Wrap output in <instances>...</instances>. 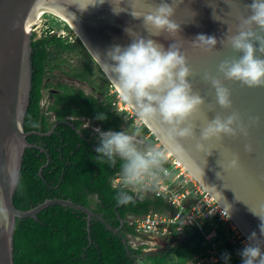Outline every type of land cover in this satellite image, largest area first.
<instances>
[{
	"label": "water",
	"instance_id": "obj_1",
	"mask_svg": "<svg viewBox=\"0 0 264 264\" xmlns=\"http://www.w3.org/2000/svg\"><path fill=\"white\" fill-rule=\"evenodd\" d=\"M79 2L80 0H0V264H13L16 218H36V214L49 205L70 207L84 212L88 222L91 217H96L105 223L90 209L68 199H46L29 210L15 208L12 201L24 150L31 146L26 137L32 132H25L23 129L32 79L30 20L47 6L64 10L74 19L80 31V42L94 59H98L99 63L96 59L95 61L109 77L94 52L98 51L103 60L104 53L113 45L127 46L131 41L124 30L129 26L135 28L141 36L148 37L142 28V18L134 19L130 13L131 10L140 14L149 13L160 0H123L124 4L121 6L130 8L119 15L112 12L107 0L103 5L83 13L78 11ZM165 2L171 4V0ZM251 3L252 0H175L171 19L179 25V31L171 36L161 33L158 37H149L162 44L165 50L175 44L194 72L188 80L193 91L205 101L200 110L190 118L196 125L194 133L197 138L206 120L211 122L217 115L226 118L233 111L239 113L248 135L222 136L220 140L213 138L203 142L204 151L200 152L195 149L196 140L187 138L170 141L166 127L158 122L149 124L167 144L179 145L178 153L189 165V170L198 175L197 181L219 203L223 202L227 207L220 204L225 209H230V218L245 235L257 232V241L264 248V237L259 234L261 220L255 215H264V86L249 88L239 82L224 81L222 74L217 71L222 61L243 55L233 51L227 44V38L237 34L242 20L252 14L248 7ZM247 27L264 37V31L255 25ZM199 35L216 38L217 43L212 52L203 51L197 46L199 42L193 44ZM220 40H224L225 44L221 45ZM253 44L258 47V42L253 41ZM255 55L264 59V55ZM205 72L223 81L231 93L232 108L223 109L216 104L214 89L202 79ZM209 105H212V110H209ZM251 118L258 119L253 123ZM246 144L251 145V152L245 151ZM210 150L211 154L207 155ZM233 154L239 156L238 167L229 166ZM217 172L220 173L219 178L216 176ZM105 225L112 230L109 225Z\"/></svg>",
	"mask_w": 264,
	"mask_h": 264
},
{
	"label": "trees",
	"instance_id": "obj_2",
	"mask_svg": "<svg viewBox=\"0 0 264 264\" xmlns=\"http://www.w3.org/2000/svg\"><path fill=\"white\" fill-rule=\"evenodd\" d=\"M51 31L30 37L32 79L23 129L32 132L26 137L31 146L23 153L13 205L29 210L46 199H68L90 209L105 223L96 217L88 222L84 212L58 204L42 209L36 218H16L13 264H139L141 260L145 264H182L210 247L203 236L210 232L214 233L212 242L221 257L227 253L228 264H242L238 244L221 224L214 230L203 226V230L185 232L167 250L146 252L143 246H131V239L146 238L135 232L130 219L151 212L172 214L175 208L167 199L156 196L153 187L140 185L137 192L123 181L114 182L123 178L122 161L117 157L111 162L96 153L100 137L83 127L82 118L99 125L101 132H120L124 112L117 111L113 94L103 92L97 96L61 81L52 84L46 80L59 70L70 80L90 85L94 74L88 64L62 68L66 62L63 55L76 46ZM52 85L57 92H51L54 100L45 108L43 90ZM101 113L107 119H97ZM168 164L166 161L163 168ZM121 191L132 196V201L118 204Z\"/></svg>",
	"mask_w": 264,
	"mask_h": 264
},
{
	"label": "clouds",
	"instance_id": "obj_3",
	"mask_svg": "<svg viewBox=\"0 0 264 264\" xmlns=\"http://www.w3.org/2000/svg\"><path fill=\"white\" fill-rule=\"evenodd\" d=\"M106 0H80L78 11L81 13L103 5ZM114 14L126 12L130 7H122L123 0H107ZM160 0L153 10L140 14L131 10L134 19L143 20L142 28L148 37L141 36L135 28H125V34L130 38L127 46L113 45L104 53V59L98 51L94 53L101 60L104 70L119 90L121 100L130 105L138 117L144 122H158L166 127L170 141L191 138L196 140V151H204V143L213 138L220 140L222 136L236 137L238 134L247 136V130L240 121L239 113L233 111L226 118L217 115L214 120L201 128L199 138L194 133L196 125L191 121L192 115L204 105V99L193 91V86L188 78L194 75L188 66L186 57L180 49L172 44L165 50L164 46L149 37H158L161 33L168 36L179 31V25L171 17L174 15L173 4ZM251 15L244 18L237 34L227 38V44L233 51L243 53L239 58L222 61L218 73L222 74L224 81L239 82L249 88L264 86V59L255 53L264 55V37L257 35L252 28L255 25L264 31V0H252L248 6ZM215 18V17H214ZM216 19V18H215ZM253 41L258 42L254 47ZM198 43L205 52H212L217 43L216 38L199 35L193 44ZM221 45L225 44L220 40ZM205 82L210 83L215 91L216 104L223 109L232 108L230 91L224 86L221 79L205 72L202 76ZM212 110V105H209ZM97 119L105 120L104 114H98ZM255 123L258 118H251ZM100 136V145L95 149L101 158L115 162L117 157L122 161L121 174L125 186L139 192V186L154 178L157 172L163 170V164L168 156L165 150L155 147L142 149L136 140L139 134H127L125 131L101 132L94 129ZM179 145H170L168 151L178 152ZM245 151L251 152V145H245ZM211 154V150L207 155ZM206 163V161H205ZM230 167L239 166V156L233 154L229 162ZM219 172L216 173L219 178ZM133 199L126 192L121 191L117 197L118 204H127ZM226 202V201H225ZM227 203V202H226ZM230 206V205H229ZM231 208V206H230ZM230 209L226 212L223 208L221 215L229 218ZM255 214V213H254ZM257 215L260 237H264V215ZM248 241H257V232H252ZM242 264H264V252L260 243H246L241 250ZM225 264L230 259L229 254H222Z\"/></svg>",
	"mask_w": 264,
	"mask_h": 264
},
{
	"label": "built area",
	"instance_id": "obj_4",
	"mask_svg": "<svg viewBox=\"0 0 264 264\" xmlns=\"http://www.w3.org/2000/svg\"><path fill=\"white\" fill-rule=\"evenodd\" d=\"M122 102H114L118 111L123 110ZM168 157H170L168 166L158 172L157 178H150L144 185L155 188L156 196L167 199L175 211L172 214L151 212L145 216L130 219V224L135 232L146 239L162 240L189 232L194 228L203 230V226L214 230L221 224L229 230L240 250L246 243H251L230 216L225 219L221 215L224 207L215 197L188 172L184 165L179 163L177 158ZM121 181H123L121 177L114 180L115 183ZM225 211L227 212L226 209ZM203 236L210 247L205 252L188 258L182 264L223 263L218 249L212 242L214 233H203ZM136 241L131 239L129 243L132 247L137 248L139 245L135 244Z\"/></svg>",
	"mask_w": 264,
	"mask_h": 264
},
{
	"label": "rangeland",
	"instance_id": "obj_5",
	"mask_svg": "<svg viewBox=\"0 0 264 264\" xmlns=\"http://www.w3.org/2000/svg\"><path fill=\"white\" fill-rule=\"evenodd\" d=\"M36 21H35L36 25L32 27L33 31L31 32L36 35V38L45 35V32L51 29L52 30L51 32L61 35L62 37L68 39L74 46H76L75 50L67 53L66 55H63V58L66 59V62L62 64L63 66L62 68L66 70L68 66L72 68V67H81L84 64H88L93 68L94 71V74L91 76L92 84L90 85L81 83L76 80H70L64 77L59 70H55L52 73L53 76L46 79L48 82L52 84H56L58 81H61L70 84L75 88H80L84 90L86 93H92L97 96H100L103 92H106L108 94L114 95V102H119V101L122 102L120 94L112 85L110 79L102 71L98 63L91 56V54L84 47V45L80 42L78 37H75L73 35L74 33L64 25L65 24L64 22H62L59 18L53 16L48 12L42 14L41 17ZM50 90H53L54 92L56 91L53 85L43 90L42 104L45 108L48 105ZM122 107H123L122 111H118V110L117 111L124 112L122 114L125 120L123 131H125L127 134L132 135L136 133L137 129H139V134L136 135V140L138 142V145L142 149L147 147H155L157 149L165 150L166 153H168L167 148H165L163 144L158 139H156V137L147 129V127H145L142 124L140 118L136 115L134 110H132V108L128 104L123 102H122ZM87 124L91 128H95V129L98 128V125L94 124L92 120H90ZM169 158L170 157H168L167 162H169L170 160ZM172 158L174 157H171V159ZM157 177H158V172L154 178ZM143 186L146 185L143 184ZM227 231L229 232L228 229ZM180 235L182 234L173 235L172 238H167L162 240L147 238L146 240H137L135 244H138L139 246H143L146 252L155 251L160 248L167 250L169 246L173 245L175 240L179 238ZM229 236L233 239L231 234ZM139 264H145V263L142 262L141 260ZM222 264H225L224 259Z\"/></svg>",
	"mask_w": 264,
	"mask_h": 264
},
{
	"label": "bare ground",
	"instance_id": "obj_6",
	"mask_svg": "<svg viewBox=\"0 0 264 264\" xmlns=\"http://www.w3.org/2000/svg\"><path fill=\"white\" fill-rule=\"evenodd\" d=\"M50 13V14H52L53 16H56L57 18H59L62 22H64L66 25H67V27H68V29L70 30V31H72L74 34L73 35H75L76 37H79V38H81L80 36H81V34H80V31L78 30V28H77V26H76V24L74 23L75 21H74V19L69 15V14H67L64 10H62L61 8H59V7H55V6H47V7H44L43 9H42V11L36 16V17H34L33 19H31L30 20V22H29V31H31V29H32V27L33 26H35L36 25V20H38L40 17H41V15L42 14H44V13ZM36 21V22H35ZM82 39V38H81ZM96 60H97V62L99 63V61H98V59L97 58H95ZM109 78V77H108ZM110 79V78H109ZM111 81V83H112V85L115 87V89L118 91V93H119V90H118V88L116 87V85L112 82V80H110ZM130 106V105H129ZM131 107V106H130ZM132 108V107H131ZM132 110H133V108H132ZM135 112V111H134ZM136 113V112H135ZM137 115V114H136ZM138 116V115H137ZM141 120V119H140ZM141 122H142V124L145 126V127H147V129L156 137V139H158L162 144H163V146L165 147V148H167V150L169 149V145L170 144H167V142L165 141V140H163V138L160 136V135H158L156 132H155V130L152 128V126L149 124V122H144V121H142L141 120ZM167 155L168 156H173V157H175V158H177L178 159V161H179V163L180 164H182V165H184L185 166V168L188 170V172L196 179V180H198L199 179V177H198V175H196V173H194V172H192L191 170H189V165L187 164V162L183 159V157L181 156V155H179V153L178 152H172V151H168V153H167ZM220 203L224 206V207H227L223 202H221L220 201ZM227 209V208H226ZM228 210V209H227ZM235 223V222H234ZM235 225L237 226V224L235 223ZM238 227V226H237ZM239 228V227H238ZM240 229V228H239ZM246 233V232H245ZM243 234H244V232H243ZM249 234V233H248ZM248 234H244L245 236H246V238L248 239V237H249V235ZM251 243H256V241H250ZM261 251L262 252H264V248L263 247H261Z\"/></svg>",
	"mask_w": 264,
	"mask_h": 264
},
{
	"label": "flooded vegetation",
	"instance_id": "obj_7",
	"mask_svg": "<svg viewBox=\"0 0 264 264\" xmlns=\"http://www.w3.org/2000/svg\"><path fill=\"white\" fill-rule=\"evenodd\" d=\"M33 34V33H32ZM51 92H54L53 90H50L49 91V101H48V104H51L52 102H53V97L51 96ZM55 92H57V91H55ZM82 120L84 121V124H83V127L84 128H90V129H92V130H94L95 128H91L87 123L90 121L89 119H86V118H82ZM98 128L100 129V126L98 125ZM101 131V130H100ZM95 133H97L96 131H95ZM98 136H99V133H98ZM100 137V136H99Z\"/></svg>",
	"mask_w": 264,
	"mask_h": 264
}]
</instances>
